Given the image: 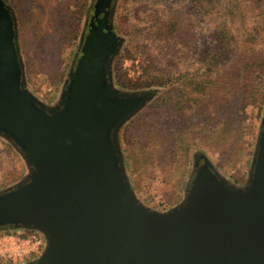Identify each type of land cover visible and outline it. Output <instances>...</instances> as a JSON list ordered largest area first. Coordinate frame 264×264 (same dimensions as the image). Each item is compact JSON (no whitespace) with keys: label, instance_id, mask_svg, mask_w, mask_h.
<instances>
[{"label":"water","instance_id":"1","mask_svg":"<svg viewBox=\"0 0 264 264\" xmlns=\"http://www.w3.org/2000/svg\"><path fill=\"white\" fill-rule=\"evenodd\" d=\"M117 1L88 5L67 77L47 102L25 84L17 20L0 0V138L23 167L0 188V230L43 237L40 253L16 264H264V104L242 181L196 150L182 198L166 209L147 205L132 186L121 133L160 91L114 81L124 43Z\"/></svg>","mask_w":264,"mask_h":264},{"label":"rangeland","instance_id":"2","mask_svg":"<svg viewBox=\"0 0 264 264\" xmlns=\"http://www.w3.org/2000/svg\"><path fill=\"white\" fill-rule=\"evenodd\" d=\"M92 1L7 0L17 20L25 84L44 101L54 100L60 92ZM179 9L169 0H118L115 9L117 17L121 15V19L116 18L121 23L115 25V31L124 38L113 62V77L119 88L159 87L165 93L187 85L186 73L201 76L203 84L205 78L214 76L216 68L223 75V89L211 90L206 83L200 93L186 87L176 111L161 115L155 108L138 117L143 109L123 127L121 145L132 186L140 199L160 210L182 198L196 150L204 151L225 176L237 182L244 179L264 104V100L259 103L261 95L253 99L257 98L253 90L264 88V84L258 87L256 78L245 94V105L238 94L227 104L220 99L228 96L225 93L230 89L231 76L243 68L225 67L234 61L212 67L211 52L214 48L218 51L215 44H219L221 29L220 25L212 27L219 20H197L188 8L177 12ZM234 26L241 31L242 21L234 20ZM244 62L240 56L235 61L237 65ZM236 77H241V72ZM153 79L158 81L151 85ZM22 174L19 156L0 138V188Z\"/></svg>","mask_w":264,"mask_h":264},{"label":"trees","instance_id":"3","mask_svg":"<svg viewBox=\"0 0 264 264\" xmlns=\"http://www.w3.org/2000/svg\"><path fill=\"white\" fill-rule=\"evenodd\" d=\"M156 1V0H150ZM168 1V0H166ZM171 4L179 6L181 10H186L187 8L191 11V15L197 18V20H219L213 25V29L217 25H220V35L219 44H215L216 48L211 52L212 67H217L219 64H224L225 62H233L231 65H226L225 67L236 68L241 67L237 74L231 76L230 89L224 99L226 104L236 95H241L242 105L246 104L245 94L249 91V86H252V78L258 79V87H262L264 84V0H169ZM175 2V3H174ZM193 11V12H192ZM117 19H121V15L115 11L114 16V28L119 22ZM234 20H241L243 26H234ZM121 23V22H120ZM119 23V24H120ZM212 28L210 30H212ZM116 30V29H115ZM208 32H210L208 30ZM211 36V34H210ZM219 46V47H218ZM245 59V62L240 65L235 63L236 59ZM225 65V64H224ZM147 69V68H146ZM198 71V70H197ZM241 77H236L240 75ZM214 76L210 75L205 78V83H200L199 80L203 79L201 76L193 77L186 73L179 74L178 78L186 76L187 85H180L174 88H170L165 93L159 92L150 103L144 108L142 112L139 113L138 117L143 116L145 113L153 110L155 108L161 111V115H164L168 110L176 111L178 106L182 102L184 97V90L186 87H190L193 90H197L202 93L205 89L206 83L209 84V89H223L220 88L222 82L220 81L223 77L222 74L219 75V71H213ZM158 81L153 79L150 81L152 85L154 82ZM253 97L257 95V100L260 95L259 103L264 100V88L261 91L253 90ZM189 97V94L187 93ZM192 96H190L191 99ZM261 105L258 107L260 109ZM151 112V111H150ZM259 116V112L257 113ZM171 120H175V116ZM201 125H203L200 122ZM192 151V150H191ZM191 153V152H190Z\"/></svg>","mask_w":264,"mask_h":264},{"label":"built area","instance_id":"4","mask_svg":"<svg viewBox=\"0 0 264 264\" xmlns=\"http://www.w3.org/2000/svg\"><path fill=\"white\" fill-rule=\"evenodd\" d=\"M43 237L35 231H5L0 233V264L19 263L37 256Z\"/></svg>","mask_w":264,"mask_h":264}]
</instances>
